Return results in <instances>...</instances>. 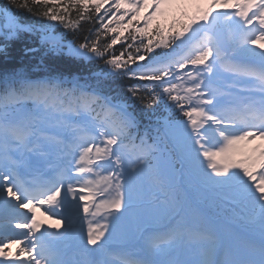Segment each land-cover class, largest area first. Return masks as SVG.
Returning <instances> with one entry per match:
<instances>
[{
  "label": "snow or ice",
  "instance_id": "snow-or-ice-1",
  "mask_svg": "<svg viewBox=\"0 0 264 264\" xmlns=\"http://www.w3.org/2000/svg\"><path fill=\"white\" fill-rule=\"evenodd\" d=\"M0 264H264V0H3Z\"/></svg>",
  "mask_w": 264,
  "mask_h": 264
},
{
  "label": "bare ground",
  "instance_id": "bare-ground-1",
  "mask_svg": "<svg viewBox=\"0 0 264 264\" xmlns=\"http://www.w3.org/2000/svg\"><path fill=\"white\" fill-rule=\"evenodd\" d=\"M37 215L40 216V213L38 212ZM40 218L43 219L44 217L40 216ZM51 222H52V221H46V223H51Z\"/></svg>",
  "mask_w": 264,
  "mask_h": 264
}]
</instances>
